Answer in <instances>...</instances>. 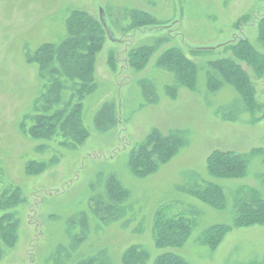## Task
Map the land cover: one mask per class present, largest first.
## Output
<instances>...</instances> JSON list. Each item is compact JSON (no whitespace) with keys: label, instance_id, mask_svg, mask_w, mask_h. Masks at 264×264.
Masks as SVG:
<instances>
[{"label":"rangeland","instance_id":"1","mask_svg":"<svg viewBox=\"0 0 264 264\" xmlns=\"http://www.w3.org/2000/svg\"><path fill=\"white\" fill-rule=\"evenodd\" d=\"M101 9L118 41L104 30L95 88L79 98L80 82L61 70L51 74V66L41 74L27 60L68 37L74 10L98 22ZM259 14L264 0H0V223L16 230L11 245L0 231V264H128L132 251L130 264L168 255L184 264H264V73L239 61L255 88L253 107L212 63L233 58L224 46L240 37L264 54ZM157 24L162 29L148 27ZM142 47L153 50L145 65L129 64V51ZM172 50L195 64L191 86L161 60ZM56 81L59 101L51 94ZM76 104L81 141L60 124L48 139L33 138L37 116L66 115ZM105 105L113 119L100 125ZM154 130L182 144L155 169L138 171L131 154ZM215 150L240 154L242 173L211 176ZM111 180L122 195L110 190ZM209 183L221 187L223 207L199 195ZM246 204L249 222L238 220ZM179 216L190 222L189 237L180 246L157 245V220ZM214 226L227 229L210 246Z\"/></svg>","mask_w":264,"mask_h":264},{"label":"trees","instance_id":"2","mask_svg":"<svg viewBox=\"0 0 264 264\" xmlns=\"http://www.w3.org/2000/svg\"><path fill=\"white\" fill-rule=\"evenodd\" d=\"M142 13L134 11L132 13V19L136 24H140L143 19ZM68 37L61 43L52 44L45 43L40 47H37L33 55L28 58L29 63H36L39 67L41 74L43 70H48L47 67L51 66L52 70H49L51 74L58 73L59 70L63 73L65 78L71 81H77L81 84L77 90L79 98L86 92L89 93L95 88L93 80L94 61L98 50L102 44V34L104 28L100 21L91 20L87 13L82 10H74L71 18L67 22ZM258 39L264 43V14H262L258 20ZM163 26V25H162ZM161 25H148L150 28L162 29ZM224 50H230L233 58H219L214 60L213 66L224 76L228 82L240 92L245 101L249 104L252 102L256 105V99L254 98L256 92L253 86L252 80L249 74L245 71L239 61L245 62L249 65L254 74L261 77L264 73V54L258 52L248 39H240L235 43L226 44ZM152 48L142 47L136 50L131 49L129 54V64L133 63L138 66L145 65L148 61ZM206 51V50H200ZM174 52L168 57L166 54L161 56V60L167 59L169 64H166L170 69H174L177 72L178 80L184 85L191 86L193 77L195 75V64L188 60L186 56L179 51ZM176 53V54H175ZM58 65L57 68L55 65ZM214 83L219 85L220 81L214 78ZM62 84L59 81L54 83V90L51 94H54V101H59L60 90ZM173 92L175 90H172ZM107 105L100 109L97 114V121L99 124H104L105 121L113 119L112 106ZM253 110V109H252ZM80 106L76 104L73 110L65 115L64 110L57 111L54 115H41L36 117V123L32 126L33 138L50 137L58 124L64 132L72 134L77 141H81L86 136L85 129L81 126L80 122ZM264 117V112H263ZM102 120V122H100ZM79 143V142H78ZM182 144V140L176 136L163 137L157 130L152 131L146 138V140L138 147L136 151L131 154V166L138 171L153 170L159 163L164 162L170 155H172L178 146ZM245 161L240 154L232 152H223L219 150L213 151L207 160V169L211 176L218 178H233L237 177V174H241L245 167ZM110 190L114 193L122 195L123 191L116 181H110ZM200 193L204 199L208 200V203L223 207L224 196L221 191V187L214 183H209L207 187ZM16 196H19L15 192L12 205L18 202ZM247 204L240 207V215L238 220L243 222H249L251 214L246 213ZM256 217V216H255ZM190 222L183 216L172 218L169 220H157V227L159 230L157 245L167 246H180L187 237L190 235ZM224 226H214L207 233L206 242L210 246H215L223 233L226 231ZM0 231L2 240L7 245L14 243L16 239L15 223H0ZM133 254V251H132ZM128 253L126 261L130 264L133 261V256ZM140 256V254H139ZM89 262H83L80 264H88ZM157 264H184L180 258L168 256H160L157 260Z\"/></svg>","mask_w":264,"mask_h":264},{"label":"water","instance_id":"3","mask_svg":"<svg viewBox=\"0 0 264 264\" xmlns=\"http://www.w3.org/2000/svg\"><path fill=\"white\" fill-rule=\"evenodd\" d=\"M99 19H100V23L102 24L104 30L106 31L107 36L109 37V39L117 42L118 38L115 36V33L112 30L103 9L100 10V18ZM205 49L206 48H201L199 50H205Z\"/></svg>","mask_w":264,"mask_h":264},{"label":"flooded vegetation","instance_id":"4","mask_svg":"<svg viewBox=\"0 0 264 264\" xmlns=\"http://www.w3.org/2000/svg\"><path fill=\"white\" fill-rule=\"evenodd\" d=\"M261 15H262V14H259L258 18L256 19L257 23H258V20H259V18H260ZM244 38H245V37H240L239 40H240V39H244Z\"/></svg>","mask_w":264,"mask_h":264}]
</instances>
